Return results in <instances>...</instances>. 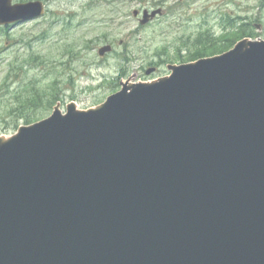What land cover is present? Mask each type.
Here are the masks:
<instances>
[{"label": "water", "instance_id": "1", "mask_svg": "<svg viewBox=\"0 0 264 264\" xmlns=\"http://www.w3.org/2000/svg\"><path fill=\"white\" fill-rule=\"evenodd\" d=\"M167 70L0 136V264H264V40Z\"/></svg>", "mask_w": 264, "mask_h": 264}, {"label": "rangeland", "instance_id": "2", "mask_svg": "<svg viewBox=\"0 0 264 264\" xmlns=\"http://www.w3.org/2000/svg\"><path fill=\"white\" fill-rule=\"evenodd\" d=\"M27 1L35 0H15ZM40 1L43 17L0 29V136L49 117L58 102L63 109L71 102L95 107L134 73L142 81L162 77L166 64L237 41L246 22L260 24L251 38L264 40V0H195L183 7L167 0L170 15L144 29L132 14L144 0ZM104 45L114 52L100 60ZM152 67L157 72L146 76Z\"/></svg>", "mask_w": 264, "mask_h": 264}, {"label": "flooded vegetation", "instance_id": "3", "mask_svg": "<svg viewBox=\"0 0 264 264\" xmlns=\"http://www.w3.org/2000/svg\"><path fill=\"white\" fill-rule=\"evenodd\" d=\"M35 1H37V0H35ZM166 1L167 0H144L140 4L138 9L133 10L132 14H133L134 19L140 25L139 28H142V29L147 28L151 24H153L154 22H157V21L161 20L162 18L168 17L170 15V12L168 11ZM194 1L195 0H174L172 4H175L176 6H179V7H183V6H187L189 4H192ZM43 3L45 5L44 14H43V16H44L46 14V3L44 1H43ZM145 12L147 13L146 14L147 20H146L145 24L141 25L140 21H142L144 19L143 16H144ZM153 12H156V13L153 15L152 14ZM135 13H137V14L134 15ZM253 26L254 27L256 26V28L258 30L261 29L260 24H252L250 21L242 24V34H243V36L241 37L242 39L247 38V39L255 40V39L251 38V37H253L252 36ZM0 29H4V27H0ZM256 39H259V38H256ZM119 45H122V41H120ZM105 47H109V51L104 52L103 54H100V50L105 48ZM113 52H114V47H112L111 45H104L97 50V54H98V57L100 58V60L106 59L107 58L106 56L112 55ZM133 58L137 59L136 57H129L130 60H132ZM127 59H128V57H127ZM166 66H167V64H166ZM150 69H155L154 73H156L158 70L155 67H152ZM140 78L141 77L138 78V74H137L136 79L139 81H142V80H140Z\"/></svg>", "mask_w": 264, "mask_h": 264}, {"label": "trees", "instance_id": "4", "mask_svg": "<svg viewBox=\"0 0 264 264\" xmlns=\"http://www.w3.org/2000/svg\"><path fill=\"white\" fill-rule=\"evenodd\" d=\"M245 33V32H244ZM241 38V37H240ZM239 38V39H240ZM236 41H234V40H230V41H228V44L227 45H225L224 46V48H220L218 45H217V47H215V45H214V47L216 48V51L215 52H213V53H211V54H208V55H206V54H202V55H200V56H197L195 59H199V58H202V57H207V56H212V55H215V54H219V53H222V52H224V51H226V50H228V49H230L232 46H233V44L235 43ZM226 43V42H225ZM225 43H222V44H225ZM195 59H193V60H195ZM39 106V105H38ZM30 123H32V122H25V124H30Z\"/></svg>", "mask_w": 264, "mask_h": 264}]
</instances>
